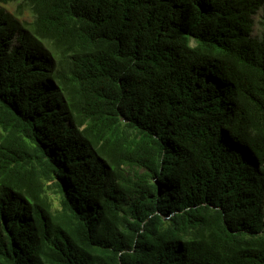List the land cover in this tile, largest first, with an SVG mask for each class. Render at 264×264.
I'll return each instance as SVG.
<instances>
[{
    "label": "trees",
    "instance_id": "obj_1",
    "mask_svg": "<svg viewBox=\"0 0 264 264\" xmlns=\"http://www.w3.org/2000/svg\"><path fill=\"white\" fill-rule=\"evenodd\" d=\"M256 16L264 0H0V264H264Z\"/></svg>",
    "mask_w": 264,
    "mask_h": 264
},
{
    "label": "rangeland",
    "instance_id": "obj_2",
    "mask_svg": "<svg viewBox=\"0 0 264 264\" xmlns=\"http://www.w3.org/2000/svg\"><path fill=\"white\" fill-rule=\"evenodd\" d=\"M3 7L9 14L13 15L19 22L25 23L31 20L28 11H23V13L18 14L17 7L15 4H10ZM258 21H259V16L254 17V26L252 29L253 31L251 33L252 37H261V34L264 32V28L259 24ZM134 170H136L137 173H141L143 171L142 169H137V168H135ZM125 173L131 176L133 174V169L125 168ZM43 195L50 204L52 211L59 210L60 197L52 182H44Z\"/></svg>",
    "mask_w": 264,
    "mask_h": 264
}]
</instances>
